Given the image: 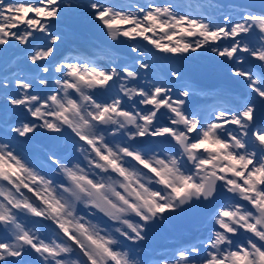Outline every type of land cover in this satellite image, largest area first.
Instances as JSON below:
<instances>
[{"label":"snow or ice","instance_id":"6c2138e0","mask_svg":"<svg viewBox=\"0 0 264 264\" xmlns=\"http://www.w3.org/2000/svg\"><path fill=\"white\" fill-rule=\"evenodd\" d=\"M63 2L0 0V50L15 41L24 49L23 58L18 56L17 63L26 60L32 68L28 71L16 67L17 71L0 75V90L12 97L14 109H22L31 117L22 130H14L17 136L31 134V125L40 119L56 132L60 131L57 119L75 127L67 113L80 112L81 102L90 109L87 117L98 122L106 117L115 122L116 116L138 120L139 137L132 134L121 139L124 146L120 151L129 161L134 158L150 168L176 196L189 195L192 190L204 192L212 186L217 190L226 186L229 191L228 202L219 204L209 216L213 227L203 240L178 247L158 264H260L264 260V9L255 14L219 0H204L196 6L194 14H189L185 6L174 10L178 6L167 0L165 3L152 0L132 13L127 11L130 5L126 0H88L93 20L104 35L120 37L119 43L126 44L136 55L120 60L111 56V48L106 46L97 50L102 53L99 55L81 52L54 58L56 46L64 38L54 30ZM197 51L211 54L226 66L232 79L240 82V89L237 91L230 85L203 88L184 76L178 61L184 59L185 53ZM54 73L58 75L54 77ZM53 82L56 87H46ZM37 83L43 91L36 89ZM98 94H103L102 102H98ZM194 96L202 101L190 107L189 101ZM149 137L170 145L169 159L156 160L163 168L154 167L152 161L145 159L154 150L143 146H140L143 154L130 150L129 145L136 146L138 139ZM80 139L93 143L86 136ZM112 139H116L115 135ZM104 144L110 154L111 141ZM181 147L201 155L198 169L211 171L197 179L189 170V174L177 177L179 184H170L163 172L173 171L172 153H179ZM95 150L102 159L109 158L103 149ZM157 155L165 157L166 153L162 150ZM70 164L69 160L63 168L75 181L77 175L68 167ZM5 167L17 176L21 170L32 171L29 160L18 149H9L5 154V145L0 143V169ZM79 179L92 183L87 176ZM78 187L86 191L82 185ZM23 189L34 192L31 200H38L41 206L59 214L57 204L35 191L30 183L23 182ZM118 195L125 200L122 193ZM137 196L144 199L138 192ZM162 196L158 190L150 193L155 208L160 207L156 197ZM129 206L143 221L149 219L137 205ZM20 207L29 209L36 217L44 215L28 201L8 205V215L0 214V221L14 223L15 228L0 235V264L20 260L26 251L45 254L48 264H71L72 256L82 257L85 264H128L123 259L128 253L121 246V238L131 239L126 233L118 240L112 238L115 229L98 230L105 233L102 235L87 229L77 234L57 221L65 241L49 244L47 237L33 238L23 224L16 223V209ZM165 208L176 211L172 204ZM0 209H4L3 203Z\"/></svg>","mask_w":264,"mask_h":264},{"label":"clouds","instance_id":"9594fccd","mask_svg":"<svg viewBox=\"0 0 264 264\" xmlns=\"http://www.w3.org/2000/svg\"><path fill=\"white\" fill-rule=\"evenodd\" d=\"M80 2L81 0H64L61 7L71 8L73 3L78 5ZM126 2L130 5L127 11L135 13L138 6L143 7L144 5L152 3V0H126ZM165 2L166 0H163V3ZM167 2L178 6L174 10H179V6H185L183 0H167ZM219 2L225 5L235 6L241 10L247 9L255 14H259V10L264 9V0H219ZM120 39V37L113 38L112 36L104 35L106 43L102 45V47L110 46L111 56L120 60H126L123 53L118 51L117 48L112 47V45H120ZM13 44L17 47H22L16 45L15 41ZM81 52L83 51L76 45H72L61 57L76 56ZM134 54L136 55V53ZM149 55H151V53H149ZM184 55H187V53ZM18 56L21 59L23 58L22 54ZM18 56L13 57L7 65V67H13V71H17L15 66L17 65ZM55 75L58 74L54 73L53 76L55 77ZM5 87H7V84H5ZM46 87L54 88L56 85L53 82L52 84L46 85ZM116 87L118 89L119 84H117ZM0 97L8 102L10 108L14 109V106L11 104V96H8L0 90ZM185 99L187 101V98ZM102 100L103 97L98 96V102H102ZM89 111L90 109L87 105L81 102L80 112L71 110L67 113L75 127L65 125L62 120L57 119L56 123L60 129L59 132L45 126L43 119L31 125V134H34L37 129L46 133H62L65 131L68 133V135L61 140L62 145H70L68 154L60 156L54 154V151L46 150L49 161L55 165V167L51 169V172L43 170L41 167H38L36 163L31 161L29 162L32 171L27 172L21 170L18 176L15 173H10L6 167L0 169V173H2L0 174V198H2L0 199V203L4 204V209H0V214L7 216L8 212L6 209L13 201H28L33 207H38L39 210L44 213L43 216L36 217L27 208L20 207L16 209V215L18 217L16 223L23 224L24 230L30 232L33 238L39 237L43 240L47 237V243L61 244L65 241V237L60 230L57 222L59 221L67 226L70 231L77 234L87 229L93 234L102 235L105 233L98 230L107 229L108 231H112L115 229L112 233L113 239L118 240L122 234L126 233L128 237H131V239L125 237L126 240L139 243L146 239L145 233L147 231V225L164 218V214L169 211L165 208L167 204H172L174 209L179 211V209H183L194 202L214 201L217 199V196L221 194L226 197L222 203L228 202L229 191L226 186L219 190L212 186L206 188L204 192L192 190L189 195L182 197L176 196L170 187L160 183L159 177L152 173L150 168L141 165L139 161H135L134 158L132 161H129L126 154L120 151L121 147L124 146L121 144V139L132 134L139 137L138 123L140 122L138 120L126 116H116L114 118L115 122L107 117L103 122H98L87 117ZM91 111H95V109H91ZM49 122L51 123L53 121L49 120ZM25 123H27V120H19L11 124H0V126L10 129L18 138L27 139L31 134L19 137L14 132L15 129L22 130ZM105 129H107V131H105ZM121 134H123V136ZM113 135H115L116 139H112ZM81 136H86L89 140H92L93 143L89 144L87 140H81ZM101 137L103 140L100 139ZM104 141H111L110 154L105 147ZM0 143L5 145V154L9 149L12 151L17 150L10 138L0 137ZM129 147L131 151H139L143 154L144 150L140 146L129 145ZM169 147V145L159 144L154 149V152L148 153L145 159L152 161L154 167L163 168L164 166L162 164H157L156 160L169 159L167 156V149ZM96 148L103 149L104 155H108L109 158L107 160L102 159L100 155L97 154ZM162 150L166 153L165 157H159L157 155ZM73 151L76 155L69 159L68 157ZM172 158L175 159V163H171V160H169V162L171 163L173 171L165 169L163 172V175L169 178L170 184H179L180 181L177 177L189 174V170L190 174L197 179L207 175V173L211 171L210 168L198 169L197 166L202 158L201 155L190 153L184 150L183 147H181L179 153L173 152ZM69 160L71 164L68 165V167L72 168L77 175L75 181L65 173L63 168V165L67 164ZM80 176L89 177L92 183L79 179ZM214 180L215 178L213 177V181ZM23 182L30 183L35 191L40 192L46 199L57 204L59 214L51 212L48 206H41V202L38 200H31L30 197L34 195V192L28 190L25 192V189H23ZM153 184L159 187H150V185ZM210 184H212V181H210ZM78 185H82L83 190L86 191H82L81 187H78ZM49 188H53L55 191L51 192ZM64 188H68L70 191H64ZM156 190L163 193L162 197H156L157 203L160 205L159 208H155L150 202V193ZM137 192L144 198L143 200L137 196ZM118 193H122L125 200L120 199ZM129 204L137 205L140 212L148 215L149 219L143 221ZM149 209H152V211H149ZM25 217H27V219H25ZM14 228V223L0 221V233ZM245 239H247V237H245ZM17 243L22 242L18 241ZM66 244L70 245L71 241H66ZM122 251L128 253V256L123 258L127 260L128 264H143L139 256L132 257L130 249L123 248ZM33 253L36 264H48V260L45 259V254ZM7 256L8 254L5 252V260H7ZM22 258L23 257H21V259ZM71 264H85V261L82 257L72 256ZM260 264H264V260H262Z\"/></svg>","mask_w":264,"mask_h":264},{"label":"rangeland","instance_id":"374dc122","mask_svg":"<svg viewBox=\"0 0 264 264\" xmlns=\"http://www.w3.org/2000/svg\"><path fill=\"white\" fill-rule=\"evenodd\" d=\"M75 5L78 6V8H80V11L78 13L77 12H73V13L70 12L68 14H65L62 11H60V16H59V19L55 23L54 30L62 33L63 37L66 33H70L73 35V37L78 36L80 39H92V40H94L93 38L86 35L83 31H79L80 27H83V28L89 27L87 24H89V22H90L89 20L93 19L91 10L87 7H86L87 9L84 8L83 1H81L80 4H78V5L75 4ZM69 28H71L72 30H70ZM66 38H69V36H66ZM66 38H63L60 41V43L56 46V56L54 58H59L60 56H62L63 53L68 51L72 45H76V46L78 45V43L74 42V40L66 39ZM63 40L70 41L71 42V43H69L70 45L63 47V45H64ZM87 41H90V40H87ZM94 41L95 42H92V43L95 46H98L99 45V43H97L98 41H96V40H94ZM144 43H147V42H144ZM124 46L126 47V50L129 52V55L133 54L130 52V50L128 49L126 44H124ZM147 47L151 48L150 45H147ZM10 48H11V45H10ZM19 48H22V47H19ZM8 49H9V47L7 49L0 50V56H2L1 57L2 61L0 60L1 61V64H0L1 68H5V69L13 68V67H7V65L12 60V58L14 56H16V54H20V55L22 54V52H18V53L11 52L10 57H6L5 59H3V55L5 54V52L8 51ZM85 49L88 53H90V54L92 53L91 49L90 50H89V48H85ZM101 58H103V57H101ZM184 60H187V61H189V63H191L190 67H188V69L186 68V70L195 71L194 76H197V77H195L197 79H201L204 82H209L208 80H210L211 78H212V80H215V81H221V80L223 81L225 79L223 81L224 83H229V84L232 83L233 79L228 72V68L226 66L222 65L221 63H219L216 60V58L214 56H212L211 54L202 53L200 51H197L195 53H192L191 55H189V54L185 55ZM25 62H27V61L21 60V61H19V63H17V65L15 67H20L23 69V67H25ZM178 63H180V61H178ZM184 63L186 64L187 62L184 61ZM29 65H30V63H29ZM8 72H10V71H8ZM234 81H236V80H234ZM129 87H131V85H129ZM0 104H1V107L5 106L6 110H8L7 109L8 107L10 108L8 102L5 99H3L2 97H0ZM11 109L12 108H10V110ZM11 112L13 114L11 116H9V118H7V120H10L11 122L17 121V118H19L20 120L31 119L28 116L27 112L22 110V109H12ZM42 133H44V131L37 129L34 134H31L27 138V140H29V139L30 140H33V139L38 140L39 139L40 141L44 142L48 138H44V135ZM11 134H12V132H11ZM46 134L49 137L50 134H52V133H46ZM51 138L58 140L57 137L53 138L52 135H51ZM11 142L14 143L13 140H11ZM54 142H56V140H54ZM56 147L57 148L59 147L58 149H61L62 144L57 145ZM196 208H197V210H200V206H196ZM172 216L175 219H177L179 217V211H172ZM179 221L182 222V221H184V219H180ZM20 260L24 261L23 258Z\"/></svg>","mask_w":264,"mask_h":264},{"label":"bare ground","instance_id":"6f19581e","mask_svg":"<svg viewBox=\"0 0 264 264\" xmlns=\"http://www.w3.org/2000/svg\"><path fill=\"white\" fill-rule=\"evenodd\" d=\"M83 1L84 3V8L88 7V0H81ZM156 2V1H155ZM156 3H159V2H156ZM61 11L65 14H68L70 12H79L80 11V8H78V6H76L74 3H73V6L71 8H64L63 6L61 7ZM89 46H91L90 44H88ZM14 46V45H11V47ZM2 59V58H1ZM191 73H194L193 71Z\"/></svg>","mask_w":264,"mask_h":264}]
</instances>
